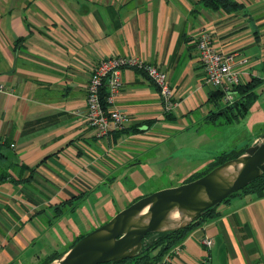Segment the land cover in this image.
I'll list each match as a JSON object with an SVG mask.
<instances>
[{
    "label": "crops",
    "instance_id": "0c3cea01",
    "mask_svg": "<svg viewBox=\"0 0 264 264\" xmlns=\"http://www.w3.org/2000/svg\"><path fill=\"white\" fill-rule=\"evenodd\" d=\"M232 1L238 7L228 11L202 0H0V264L55 262L104 222L98 214L108 212L107 194L115 201L118 190L180 186L259 139L250 127L255 104L222 131L200 130L220 113L217 89L204 82L202 32L235 56L244 84L263 82L255 103L264 92V0ZM113 56L164 71L174 113H164L147 74L125 69L113 107L130 122L98 138L87 121L88 87L93 69ZM216 212L162 264H201L206 236L214 240L212 264H264V197L237 195Z\"/></svg>",
    "mask_w": 264,
    "mask_h": 264
},
{
    "label": "water",
    "instance_id": "95a60500",
    "mask_svg": "<svg viewBox=\"0 0 264 264\" xmlns=\"http://www.w3.org/2000/svg\"><path fill=\"white\" fill-rule=\"evenodd\" d=\"M263 174L264 136L261 143L206 175L142 197L51 264H116L135 258L160 234L187 228Z\"/></svg>",
    "mask_w": 264,
    "mask_h": 264
},
{
    "label": "built area",
    "instance_id": "2783aa9c",
    "mask_svg": "<svg viewBox=\"0 0 264 264\" xmlns=\"http://www.w3.org/2000/svg\"><path fill=\"white\" fill-rule=\"evenodd\" d=\"M197 47L200 60L205 68L204 82L224 93V104L228 106L235 104L239 99L237 87L244 84V72L235 68V56L218 52L211 33L207 31L200 34ZM125 69H136L147 74L159 89L164 113L171 114L176 110L175 90L172 88L167 74L158 66L139 57H108L100 61L93 69L88 87L87 121L98 138L106 137L113 131L124 130L130 122L126 112L113 107L123 85L122 74ZM104 84H107L109 91L107 109L101 101V90ZM0 91H3V87H0ZM203 244L207 255L202 259L201 264H212L210 251L214 246V240L210 236H206L203 239ZM181 250L182 246H178L172 252L179 253Z\"/></svg>",
    "mask_w": 264,
    "mask_h": 264
},
{
    "label": "trees",
    "instance_id": "16d2710c",
    "mask_svg": "<svg viewBox=\"0 0 264 264\" xmlns=\"http://www.w3.org/2000/svg\"><path fill=\"white\" fill-rule=\"evenodd\" d=\"M202 3L206 7L212 10L225 9V10L231 11V10L237 9L238 7V4L233 2L232 0H202ZM261 84H263L262 81L255 79L251 83H246V84H243L237 87L236 91L238 92L239 99L238 101H236L235 104L229 105V106L222 103L223 102L222 98H223L224 93L220 90H215L214 97L212 96V102H214V105L220 110V113L217 112L215 116L216 117L223 116L226 118V122H224L223 125L231 124L234 122L237 123L241 119L245 118L247 114L249 113L250 109L252 108L253 104L258 99L256 89L259 88ZM108 92H109L108 86L107 84H104L101 90V101L103 103V106L106 109L108 108V104H107ZM237 112H239L238 115H237ZM218 120L219 118L217 119V121ZM246 149L247 148L239 150V151L234 150L229 153L227 152L223 153L222 155L217 157L215 163L208 166V168L202 173H199L193 176V178L190 181H188V183L206 175L207 173H209L211 170H213L217 166L231 159L239 157L241 154L245 152ZM237 195H247V196H253L254 198H263L264 197V174L260 178L252 182L250 185H248L245 189L241 190L238 193L231 195L223 203L227 202L232 197L237 196ZM74 209H75V206H73L72 210ZM216 210H217V207L210 209L201 219L194 222L187 228H184L182 230L175 231V232L160 234L159 237L155 240L154 244L152 246H148V248H144L143 251L138 256L132 259L121 261L116 264H162L164 257L169 255L176 247L181 246L184 240L190 234V232L193 231V229L197 227L203 220L215 219L218 216ZM149 236L150 235H148L147 237ZM83 237H81L79 240H81ZM52 262L50 261L47 264H51Z\"/></svg>",
    "mask_w": 264,
    "mask_h": 264
},
{
    "label": "rangeland",
    "instance_id": "374dc122",
    "mask_svg": "<svg viewBox=\"0 0 264 264\" xmlns=\"http://www.w3.org/2000/svg\"><path fill=\"white\" fill-rule=\"evenodd\" d=\"M254 104H253L254 106H253V108L251 110V114H250V123L252 124L250 127H252L251 129L254 132H258L259 131L258 134H260V137H261L264 134V124H262V125L259 124L257 126H256V124H257L258 121L264 120V92L261 93L258 104L257 103H254ZM239 112H237V115H238ZM224 122H226V118L223 117V116L222 117L220 116L219 120L218 121L216 120V124L215 125L214 124L203 125V126H200V130L203 131V129H204V130H207V132H212V131H216V130H218V131L221 130L222 131V127L226 126V124L223 125ZM246 137H247L246 133L245 134H239L238 135V140L240 141L242 139L243 140L242 143H244L245 140H246L245 139ZM260 137L254 144L262 142V138H260ZM245 148H242V149H245ZM202 153H203V155H206L208 153V150H205ZM155 184H156L155 182L152 183V184L151 183L148 184L147 185L148 188L146 187V185H145V187H136V188L132 189L130 191V193H128V194L126 193L127 195L121 194V192L118 190L117 191L118 192V196L116 197L115 201H113V196H112L113 194L112 195L107 194L105 199H104V206H105L106 210H108V212L107 213L104 212V213H99L98 214L101 218L104 219V222L103 223H99V225L102 226L103 224H105L106 222L111 220L114 217L113 214H115L117 212V210H119L126 202L128 204H130L133 200H135L136 198H139L143 194H145L143 192L147 193V191H144V188L151 190V187L153 185L156 186ZM114 189L117 190L116 187H114ZM150 192H152V190ZM154 192H152V193H154ZM99 225H98V227H99ZM94 226H97V225H94ZM98 227H96V228H98ZM93 228H95V227H93Z\"/></svg>",
    "mask_w": 264,
    "mask_h": 264
}]
</instances>
